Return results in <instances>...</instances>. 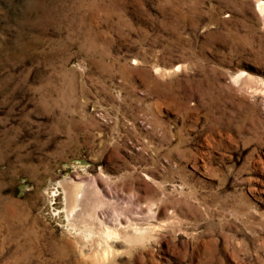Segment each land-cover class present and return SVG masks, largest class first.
I'll return each instance as SVG.
<instances>
[{"label":"rangeland","instance_id":"1","mask_svg":"<svg viewBox=\"0 0 264 264\" xmlns=\"http://www.w3.org/2000/svg\"><path fill=\"white\" fill-rule=\"evenodd\" d=\"M259 1L0 0V264H264Z\"/></svg>","mask_w":264,"mask_h":264},{"label":"bare ground","instance_id":"2","mask_svg":"<svg viewBox=\"0 0 264 264\" xmlns=\"http://www.w3.org/2000/svg\"><path fill=\"white\" fill-rule=\"evenodd\" d=\"M258 9L261 12L264 11V1L258 2ZM64 192L66 210L68 215L71 214L72 220H74L81 226L87 228L89 227V232L90 229L94 230V225L97 224V228L99 229V236L102 237V239L106 240L105 242H107V240H109L111 236L117 234V232L119 231L118 228L120 226V221L113 220L108 222V220H104L105 213L98 211V209L101 207V204L105 205L107 202L101 194V191L97 188L95 181H92V187H89V192H83L82 188L79 187V183L77 184L72 182L67 185ZM102 202L105 204H103ZM98 215L99 217L101 216L103 220L102 222L98 221L96 223L95 220H98ZM105 253L106 252L104 250L102 254L105 255Z\"/></svg>","mask_w":264,"mask_h":264}]
</instances>
